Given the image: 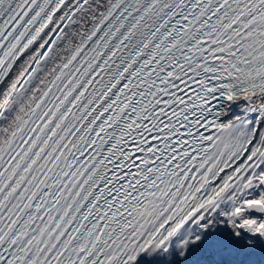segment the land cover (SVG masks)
I'll use <instances>...</instances> for the list:
<instances>
[{"label":"snow or ice","instance_id":"1","mask_svg":"<svg viewBox=\"0 0 264 264\" xmlns=\"http://www.w3.org/2000/svg\"><path fill=\"white\" fill-rule=\"evenodd\" d=\"M0 264H264V0H0Z\"/></svg>","mask_w":264,"mask_h":264}]
</instances>
